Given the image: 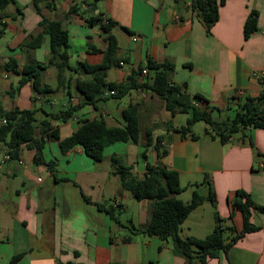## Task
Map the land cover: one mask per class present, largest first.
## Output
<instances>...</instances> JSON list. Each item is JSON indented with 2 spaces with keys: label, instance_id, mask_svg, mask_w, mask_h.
I'll return each mask as SVG.
<instances>
[{
  "label": "crops",
  "instance_id": "0c3cea01",
  "mask_svg": "<svg viewBox=\"0 0 264 264\" xmlns=\"http://www.w3.org/2000/svg\"><path fill=\"white\" fill-rule=\"evenodd\" d=\"M193 1L55 0L49 9L48 0H36V4L10 0L1 10L0 111L36 109L35 136L39 137L40 122L48 120L62 140L84 120L101 119L108 128L123 127L122 111L135 104L139 137L137 144L108 145L100 162H93L80 146L61 151L59 141L49 138L41 151V164L34 163L35 150L25 145L16 159L3 161L0 151V264H9L15 256H20L17 264H189L187 258L172 252L169 242L134 233L148 224L151 202L137 201L121 188L112 156L137 179L144 177L148 166L176 171L184 190L174 197L185 204L194 189L203 197L212 189L214 205L205 200L188 215L179 228L182 239L204 238L212 231L216 215L225 224L233 223L239 233L242 216L231 207L237 191L264 206V128L220 143L205 134L203 122H197L192 126L197 138L192 140L174 131L186 124L189 113L171 115L148 88L130 89L118 99L105 88L100 95L103 100L95 107L85 104L75 88L78 81L92 79L82 65H99L107 50L106 33L99 24L87 23L100 16L114 23L110 34L120 59L119 66L105 72L107 83L125 85L132 76L136 85H149L154 71L148 69V60L169 63L173 69L168 81L175 88L172 100L185 106L214 107L212 116L232 118L245 98L264 92V78L255 77L264 76V0H225L208 28L192 7ZM71 7L75 11L69 13ZM252 13L256 30L245 38L243 25ZM41 18L58 21L67 32L69 69L64 77L69 85L57 87V69L47 65L52 53L48 36L39 26ZM38 35L42 41L32 57L47 65L39 78L51 92L39 94L28 82L11 97L20 75L3 66L12 56L19 72L27 59L25 40ZM78 104L79 109L64 122L48 117ZM147 131L151 142L143 157ZM157 138L164 155L155 148ZM49 161L54 163L52 171L46 165ZM231 212L232 223L227 220ZM249 221L256 231L245 233L226 254L205 264H264V212L251 210ZM192 264L199 262L194 259Z\"/></svg>",
  "mask_w": 264,
  "mask_h": 264
},
{
  "label": "trees",
  "instance_id": "16d2710c",
  "mask_svg": "<svg viewBox=\"0 0 264 264\" xmlns=\"http://www.w3.org/2000/svg\"><path fill=\"white\" fill-rule=\"evenodd\" d=\"M35 1L33 0V3ZM54 1L48 0L47 8H53ZM224 1L194 0L192 7L197 10L205 26L208 28L216 22L218 18V6L222 5ZM9 2L10 0H0V12ZM74 11V7L68 10L69 13ZM87 23L91 26L100 25V28L106 33L108 47L106 52L103 53V58L99 65H82L84 71L92 75L91 81H78L75 85L76 90L83 95L85 104L95 107L96 103L103 100L100 95L105 88L113 91L112 97L115 99L120 98L130 89L137 87L148 88L164 102L165 109L171 115L179 112L189 113L186 124L174 128V131L180 133L182 137H189L192 140L196 139L197 136L192 132V126L197 122H203L205 124V134L212 139H218L220 143L228 142L235 135L244 137L245 132L248 130L264 128V92L257 97L245 98L232 118H218L211 114L216 110L214 107L199 108L193 105L185 106L171 99V94L175 88L168 81V73L173 69V66L169 63L158 64L148 60V69L154 71L151 84L149 85H136L132 76L127 78L125 85L107 83L105 72L111 67L119 66L120 63V59L116 58V40L110 34V29L114 23L108 19H101L100 16L89 18ZM39 26L42 28L43 33L48 36L52 57L47 65L54 66L57 69V87L64 84L69 85V80L64 77V73L69 69L67 32L61 29L58 21L46 18H41ZM255 30L256 14L252 13L244 22V37L246 38ZM41 41L42 36L40 35L27 37L24 42V45L27 47V59L19 72L12 56L8 57L6 64L3 66L5 70L20 75L17 87L12 88L9 93L11 97L28 82H31L33 88L39 94L45 95L51 92V89L47 85L42 84L39 78L40 71L44 70L47 65L37 63L32 57V51L40 46ZM80 105H70L64 110L48 114V117L51 120L64 122L73 116ZM37 112L38 110L36 109L19 110L18 108L11 112L0 111V120L4 119L6 122L4 125H0V144L6 147L11 158L16 159L19 148L25 145L35 150L34 163H43L41 151L46 138L59 141L61 151H67L74 146H80L84 154L93 162L102 161L104 149L115 142L138 143L139 126L135 104H129L122 111L123 127L108 128L101 119L84 120L75 132L62 140L59 139L57 130L51 128L48 120L40 122L39 137L35 136ZM149 132L147 131V140L142 151L143 157H145L147 147L151 142ZM155 148L160 151V155L165 154L159 138L156 139ZM111 163L115 167V173L120 179L123 190L129 191L137 201L148 200L151 202L148 224L143 229L134 230V233L155 236L161 241L169 242L172 252L187 258L189 264H192V260L194 259L199 264H205L208 260L217 259L221 253L226 254L229 248L245 233L258 229L249 221L251 210L264 212V206L255 205L248 194L243 191H237L236 197L231 200V207L233 211L240 212L242 216L243 226L239 233L235 231L232 223L233 212H231L227 220L232 224H225V221L216 215L212 231L204 238L187 237L182 239L178 234L179 228L188 215L205 200L214 205L215 197L212 189H208L205 197L199 195L194 189L190 201L185 204L174 197L184 190L179 184L178 173L176 171L161 166H148L144 177L137 179L131 174L130 168L122 165L117 157L112 156ZM46 165L49 170H53L54 163L52 161L47 162ZM85 200L89 202L86 197ZM106 210L111 216L110 210ZM19 259L20 256H15L10 260L9 264H17Z\"/></svg>",
  "mask_w": 264,
  "mask_h": 264
},
{
  "label": "built area",
  "instance_id": "2783aa9c",
  "mask_svg": "<svg viewBox=\"0 0 264 264\" xmlns=\"http://www.w3.org/2000/svg\"><path fill=\"white\" fill-rule=\"evenodd\" d=\"M132 41L135 42V41H136V38L133 37V38H132ZM142 73L145 74V73H146V70H143ZM255 77H256L257 79H259V80L264 78V76H263L262 74H259V75L255 76ZM109 94L112 95V94H113V91H110ZM5 123H6V122H5L4 119H1V120H0V125H4ZM0 151H1V153H2V160H3V161L9 160V159L11 158L10 155H9V151L6 149L5 146L1 145V147H0Z\"/></svg>",
  "mask_w": 264,
  "mask_h": 264
},
{
  "label": "rangeland",
  "instance_id": "374dc122",
  "mask_svg": "<svg viewBox=\"0 0 264 264\" xmlns=\"http://www.w3.org/2000/svg\"><path fill=\"white\" fill-rule=\"evenodd\" d=\"M114 102V100H113V98H109V104L110 105H113L112 103ZM201 123H198V125L197 126H199ZM206 219V218H205Z\"/></svg>",
  "mask_w": 264,
  "mask_h": 264
}]
</instances>
